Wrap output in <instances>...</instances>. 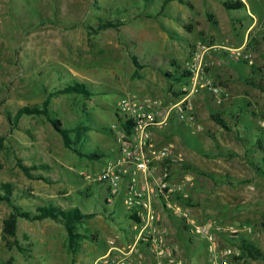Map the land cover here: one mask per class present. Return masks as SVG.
I'll use <instances>...</instances> for the list:
<instances>
[{
    "label": "rangeland",
    "instance_id": "rangeland-1",
    "mask_svg": "<svg viewBox=\"0 0 264 264\" xmlns=\"http://www.w3.org/2000/svg\"><path fill=\"white\" fill-rule=\"evenodd\" d=\"M184 1L192 6L178 0H0V186L12 185L15 205L25 212L54 205L93 215L80 225L85 238L71 251L66 229L52 219L20 218L17 237L6 235L4 221L13 208L0 203V264H95L106 254L109 237L125 224L127 196L107 204L108 186L98 178L118 157L123 132L117 110L127 97L159 101V121L166 118V127L155 141L173 147L172 180L188 196L189 214L203 224L247 226L231 241L241 254V240L249 241L263 258L235 264H264V93L251 85L264 80V0H244L246 9L237 11L225 9V0ZM107 21L124 25L95 32ZM204 42L245 47L254 64L221 51L222 58L212 55L208 77L221 92L201 89L193 117L181 119L175 106L189 81L177 83L166 72L173 71L172 61L183 68ZM134 57L145 66L137 73ZM74 83L87 85L93 96L57 95L50 115L68 128H90L82 151L101 159L66 148L44 116L25 115L15 124L19 109L40 106L49 93ZM215 114L228 130L214 121ZM21 165L31 168L32 177ZM174 225L180 240L167 241L172 258L207 264L204 244L182 221ZM142 241L144 251L148 242ZM145 257L154 263L153 256Z\"/></svg>",
    "mask_w": 264,
    "mask_h": 264
},
{
    "label": "built area",
    "instance_id": "built-area-1",
    "mask_svg": "<svg viewBox=\"0 0 264 264\" xmlns=\"http://www.w3.org/2000/svg\"><path fill=\"white\" fill-rule=\"evenodd\" d=\"M247 6V4H246ZM213 44L200 43L198 48L184 63V71L190 73L189 84L183 90L184 98L176 104L181 119L192 118L195 109L194 97L201 89H206L215 96L221 87L215 86L208 71L213 68ZM228 58L242 60L254 64L253 55L245 47L232 49L221 47ZM156 101H143L136 97L123 98L118 104V115L124 119H133L135 128L130 137L124 134L120 138L118 157L109 160L101 171L99 181L108 186V203L125 193V209L127 213L136 214L141 220L138 240H146L148 249L154 256L156 264L174 260L167 250L166 233L162 229L163 213L179 218L187 230L204 244L208 255L207 264H235L241 251L232 241L247 226L239 228L232 225L223 226L217 223L203 224L189 214L186 205L188 196L181 185L172 182L169 160L173 157L172 145L159 146L154 138V129L164 125L159 121ZM160 167V175L154 183L150 181L153 171ZM139 172L144 174V184L139 187ZM232 240V241H231ZM111 248L95 264H142L134 258L135 246L129 249L116 247L115 241H109Z\"/></svg>",
    "mask_w": 264,
    "mask_h": 264
},
{
    "label": "trees",
    "instance_id": "trees-1",
    "mask_svg": "<svg viewBox=\"0 0 264 264\" xmlns=\"http://www.w3.org/2000/svg\"><path fill=\"white\" fill-rule=\"evenodd\" d=\"M176 0H164V5H167L170 2H173ZM181 4H187L184 0H178ZM189 7H191V4H187ZM222 5L225 9L229 11H237L246 9V3L242 0H225L222 2ZM208 17L210 19L213 18L211 14H208ZM122 21H107L104 24H101L98 27V31H105L108 29H120L123 26ZM207 43V42H204ZM133 63L136 68V73L138 72V69H143L145 66L141 65L137 58H133ZM173 68V71L170 70L166 72V77L170 80H173L177 83H184L188 81L190 78V73L184 71L183 68H181L177 62L172 61L171 62ZM155 67V65L152 66V68ZM156 68V67H155ZM253 87H255L259 92L264 93V80L261 79L260 81L253 82L251 84ZM64 94H76L79 96H82L86 99L91 98L93 96L92 90H90L87 85L85 84H79L74 83L71 85H67L64 88L55 90L54 92H51L47 95V98L44 100L43 104L40 106H34V107H23L19 109L15 116V124L18 123V121L25 115L28 116H44L54 127V129L61 135L63 143L66 148L74 152L76 155L80 157L87 156L92 159H101L103 156L102 154H84L82 149L86 146L87 143V137L88 132L90 131V128L85 127L83 125H78L74 128H68L64 126V123L60 119H54L50 115L49 107L51 105V101L53 97L57 95H64ZM184 95L186 93H183ZM121 130L123 134L126 137H130L133 133V130L135 128V121L133 119H124L121 118L117 114ZM214 121L221 126L222 128L228 130V126L226 122L221 118L219 114H215L213 116ZM3 143V139L0 140V147ZM261 150L264 151V148H261ZM264 163V158H263ZM21 168L23 171L30 176L31 168L25 167L21 165ZM37 169V167H34ZM262 169V170H261ZM259 171L264 174V165L262 166ZM14 189L11 184L5 183L0 186V203L6 202L11 205L13 208V213L9 215V217L4 221V233L8 235L11 238L17 237V231H18V222L20 218H25L27 220H36V221H42L45 219H52L59 223H61L64 228L67 231L68 239H69V248L71 251L78 250L80 246L81 240L85 238L82 234L78 232V229L80 225L84 223V221L92 217L93 215H85L79 208H69L65 209L61 206H42L36 208L35 213H29L23 211L19 206L15 205V200L13 199ZM29 194L25 193L24 197H30ZM20 199L22 196H19ZM191 202H188L187 204L190 205ZM126 220H131L134 223L141 224V220L136 216V214L127 213ZM262 227L264 228V222H262ZM186 228V227H185ZM187 229V228H186ZM241 250L242 255L238 258H236V261L243 260V259H252V260H261L263 258V252L260 251L255 245L250 243L247 240H241Z\"/></svg>",
    "mask_w": 264,
    "mask_h": 264
},
{
    "label": "crops",
    "instance_id": "crops-1",
    "mask_svg": "<svg viewBox=\"0 0 264 264\" xmlns=\"http://www.w3.org/2000/svg\"><path fill=\"white\" fill-rule=\"evenodd\" d=\"M242 1L244 2V0H242ZM245 3L247 4V2H245ZM213 46L216 47V49L214 51H212L213 57L216 54V55H218V57L222 58L217 53H219L218 51H221L220 49L223 46H220V45H213ZM216 55H215V57H216ZM218 57H216V58H218ZM155 101H156V103L157 102L159 103L158 100H155ZM159 108H160V105H159V107L157 106V110H159ZM160 114L161 113L159 112V115ZM165 119L166 118H162V120H160V121H164ZM165 125H166V122H165L164 125L158 126V127H156L154 129V138H155V140H157L156 139L157 137L160 138V139H163V137L161 136V134H162V132L164 131V129L166 127ZM159 175H160V167L157 166L154 169V171H153V175H152L150 181L152 183H154L155 179H157L159 177ZM143 179H144V174L142 172H139V187L140 188L144 184V180ZM172 182H173V180H172ZM106 203L107 204H111V203H108V202H106ZM187 208H188V206H187ZM126 215H127V212L125 210L124 211V214H123V216H124L125 219H126ZM249 220L250 219H247L245 221L246 222L247 221L249 222ZM174 221H177L178 223H180L181 220L179 218H176V217H174L172 215H169L167 213H163L162 229L166 233V244H167V241H170V240H180V236L178 235V229L174 225ZM125 224H127V225H125ZM125 224H122L119 227L120 229H119L118 232H116L114 234H111L114 237H109V241H111V240L112 241H115L116 247H118L120 249H129L130 247H134L135 246L136 252L134 254V258L137 259V260H141L142 264H150V261L145 257V253H147V254H149L151 256H153V255L150 253L148 247H146V246L144 248V251H142L141 248H143V246L145 245V243H143L142 240H138L139 239V233H140V224L134 223L131 220H126L125 221ZM134 224H136V225H134ZM184 228H185V226H184ZM186 231L188 233V230L187 229H186ZM110 232L109 231H106L105 234H108L109 235ZM193 238H194V240H197L195 237H193ZM189 240H193V239L192 238L191 239L189 238ZM109 241H108V249H107V251L111 248V246L109 245ZM144 241H146V240H144ZM107 251H106V253H107ZM173 261H174V259H173ZM167 263L168 264H174L170 260H168ZM178 263L182 264V262H180V261H178ZM153 264H156L155 258H154V263ZM194 264H196V263H194Z\"/></svg>",
    "mask_w": 264,
    "mask_h": 264
}]
</instances>
